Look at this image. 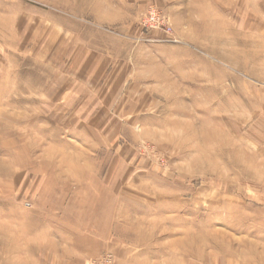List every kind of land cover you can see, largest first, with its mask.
Returning <instances> with one entry per match:
<instances>
[{"label":"rangeland","instance_id":"obj_1","mask_svg":"<svg viewBox=\"0 0 264 264\" xmlns=\"http://www.w3.org/2000/svg\"><path fill=\"white\" fill-rule=\"evenodd\" d=\"M0 264H264V0H0Z\"/></svg>","mask_w":264,"mask_h":264},{"label":"built area","instance_id":"obj_2","mask_svg":"<svg viewBox=\"0 0 264 264\" xmlns=\"http://www.w3.org/2000/svg\"><path fill=\"white\" fill-rule=\"evenodd\" d=\"M151 23H152V25L155 23V20H157V18L155 17V15L154 14H150V16H149V19H148Z\"/></svg>","mask_w":264,"mask_h":264},{"label":"bare ground","instance_id":"obj_3","mask_svg":"<svg viewBox=\"0 0 264 264\" xmlns=\"http://www.w3.org/2000/svg\"><path fill=\"white\" fill-rule=\"evenodd\" d=\"M179 139V138H178ZM218 140V139H217ZM216 143V142H215Z\"/></svg>","mask_w":264,"mask_h":264}]
</instances>
